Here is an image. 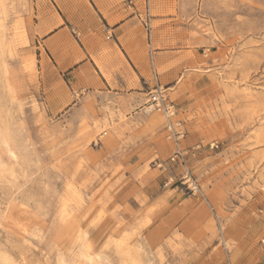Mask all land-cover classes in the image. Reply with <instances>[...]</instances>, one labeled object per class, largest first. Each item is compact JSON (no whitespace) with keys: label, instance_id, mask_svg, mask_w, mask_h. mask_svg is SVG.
Here are the masks:
<instances>
[{"label":"rangeland","instance_id":"obj_1","mask_svg":"<svg viewBox=\"0 0 264 264\" xmlns=\"http://www.w3.org/2000/svg\"><path fill=\"white\" fill-rule=\"evenodd\" d=\"M150 8L155 47L201 57L188 108L200 147L169 161L174 111L153 107V88L160 149L133 170L111 100L63 83L34 39L47 11L0 0V264H264V0Z\"/></svg>","mask_w":264,"mask_h":264},{"label":"crops","instance_id":"obj_2","mask_svg":"<svg viewBox=\"0 0 264 264\" xmlns=\"http://www.w3.org/2000/svg\"><path fill=\"white\" fill-rule=\"evenodd\" d=\"M150 1L36 0L47 17L38 23L34 39L44 46L63 83L70 81L77 91H94L100 100L97 105L111 100L112 123L117 124L119 135L114 136L116 154L133 170L150 164L160 149L161 136L158 131L149 132L146 115V97L153 88L162 94L173 92L174 101L168 103L174 114L168 123L178 135L176 149L200 147L189 130L188 108L202 79L196 68L201 57L194 50L175 52L154 46L160 35L153 41L152 24L161 20L151 18ZM62 43L69 46L58 45Z\"/></svg>","mask_w":264,"mask_h":264},{"label":"built area","instance_id":"obj_3","mask_svg":"<svg viewBox=\"0 0 264 264\" xmlns=\"http://www.w3.org/2000/svg\"><path fill=\"white\" fill-rule=\"evenodd\" d=\"M147 28H149V26H147ZM156 76H154V80L156 81ZM153 96L151 97V101L153 103V107L157 110V111H161L167 118L171 117V113L173 110V107L166 102L165 97L163 96V94L161 92H159L157 90V88H155V90L153 91ZM185 156L183 154V152L177 150L174 152V154L169 158V161L171 163H179V164H184L185 163ZM181 186L186 190L189 191L191 193L197 191V186L195 185V183L191 180V176L189 175L188 171H185L183 176L181 177V182H180Z\"/></svg>","mask_w":264,"mask_h":264}]
</instances>
